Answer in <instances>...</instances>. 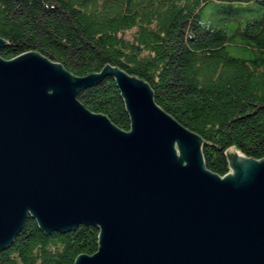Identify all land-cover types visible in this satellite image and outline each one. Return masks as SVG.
I'll return each instance as SVG.
<instances>
[{"label":"water","instance_id":"95a60500","mask_svg":"<svg viewBox=\"0 0 264 264\" xmlns=\"http://www.w3.org/2000/svg\"><path fill=\"white\" fill-rule=\"evenodd\" d=\"M106 75L127 132L77 99ZM205 145L112 64L75 76L34 51L0 57V250L31 216L47 233L99 229L73 264H264V159L231 146L217 176Z\"/></svg>","mask_w":264,"mask_h":264},{"label":"trees","instance_id":"16d2710c","mask_svg":"<svg viewBox=\"0 0 264 264\" xmlns=\"http://www.w3.org/2000/svg\"><path fill=\"white\" fill-rule=\"evenodd\" d=\"M232 4L242 14L214 15ZM0 37L15 43L0 49L3 59L34 51L75 76L108 63L141 78L159 108L217 146L204 151L217 176L231 146L264 159V0H0ZM77 99L130 130L112 75ZM99 233L92 225L47 233L28 216L0 264H73L97 251Z\"/></svg>","mask_w":264,"mask_h":264},{"label":"rangeland","instance_id":"374dc122","mask_svg":"<svg viewBox=\"0 0 264 264\" xmlns=\"http://www.w3.org/2000/svg\"><path fill=\"white\" fill-rule=\"evenodd\" d=\"M239 5L237 4H232V5H227L225 6V11L223 12H215L214 15H217L218 17L222 16H234L235 14H242V12H238V10L236 9ZM236 23L227 25L226 29L227 31L231 32L232 30H234L236 28ZM230 54L233 56H240L239 51H230ZM176 150L178 152V148L176 147ZM239 153V152H238ZM240 155V153H239ZM241 156V155H240ZM243 157V156H241Z\"/></svg>","mask_w":264,"mask_h":264},{"label":"bare ground","instance_id":"6f19581e","mask_svg":"<svg viewBox=\"0 0 264 264\" xmlns=\"http://www.w3.org/2000/svg\"><path fill=\"white\" fill-rule=\"evenodd\" d=\"M242 158V157H241ZM243 159V158H242Z\"/></svg>","mask_w":264,"mask_h":264}]
</instances>
